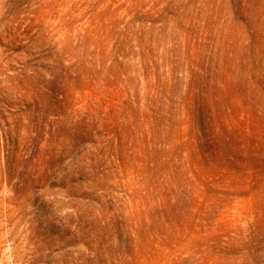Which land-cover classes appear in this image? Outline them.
Here are the masks:
<instances>
[{
	"label": "rangeland",
	"instance_id": "obj_1",
	"mask_svg": "<svg viewBox=\"0 0 264 264\" xmlns=\"http://www.w3.org/2000/svg\"><path fill=\"white\" fill-rule=\"evenodd\" d=\"M0 264H264V0H0Z\"/></svg>",
	"mask_w": 264,
	"mask_h": 264
}]
</instances>
